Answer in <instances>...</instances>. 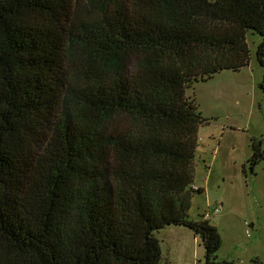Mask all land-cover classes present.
<instances>
[{
  "label": "trees",
  "instance_id": "1",
  "mask_svg": "<svg viewBox=\"0 0 264 264\" xmlns=\"http://www.w3.org/2000/svg\"><path fill=\"white\" fill-rule=\"evenodd\" d=\"M248 32L262 64L264 0H0V264H160L166 226L229 264L188 216L207 120L186 92L247 66Z\"/></svg>",
  "mask_w": 264,
  "mask_h": 264
},
{
  "label": "rangeland",
  "instance_id": "2",
  "mask_svg": "<svg viewBox=\"0 0 264 264\" xmlns=\"http://www.w3.org/2000/svg\"><path fill=\"white\" fill-rule=\"evenodd\" d=\"M248 32L247 66L223 70L210 80L187 90L207 120L198 132L194 185L204 193L194 194L188 216L209 220L221 244L217 261L229 264H264V159L253 174L243 165L251 155V139L264 149V58L255 57L260 41ZM215 206L219 212H213ZM161 247L160 264H202L203 247L192 231L166 226L155 233Z\"/></svg>",
  "mask_w": 264,
  "mask_h": 264
},
{
  "label": "built area",
  "instance_id": "3",
  "mask_svg": "<svg viewBox=\"0 0 264 264\" xmlns=\"http://www.w3.org/2000/svg\"><path fill=\"white\" fill-rule=\"evenodd\" d=\"M213 212L218 213L219 212V207L218 206H215L214 209H213Z\"/></svg>",
  "mask_w": 264,
  "mask_h": 264
},
{
  "label": "crops",
  "instance_id": "4",
  "mask_svg": "<svg viewBox=\"0 0 264 264\" xmlns=\"http://www.w3.org/2000/svg\"><path fill=\"white\" fill-rule=\"evenodd\" d=\"M195 188H201V187H200V186H196V185H195Z\"/></svg>",
  "mask_w": 264,
  "mask_h": 264
}]
</instances>
